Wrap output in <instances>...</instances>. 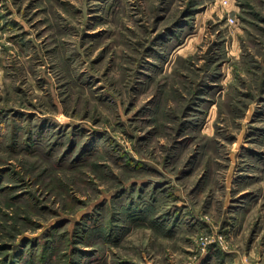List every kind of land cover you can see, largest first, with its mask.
<instances>
[{
    "label": "rangeland",
    "instance_id": "1",
    "mask_svg": "<svg viewBox=\"0 0 264 264\" xmlns=\"http://www.w3.org/2000/svg\"><path fill=\"white\" fill-rule=\"evenodd\" d=\"M0 264H264V0H0Z\"/></svg>",
    "mask_w": 264,
    "mask_h": 264
}]
</instances>
